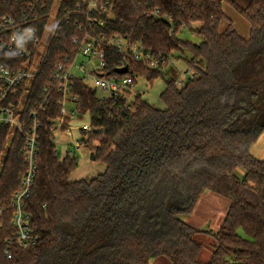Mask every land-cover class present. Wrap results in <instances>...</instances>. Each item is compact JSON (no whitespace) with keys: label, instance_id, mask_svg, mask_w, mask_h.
Wrapping results in <instances>:
<instances>
[{"label":"trees","instance_id":"16d2710c","mask_svg":"<svg viewBox=\"0 0 264 264\" xmlns=\"http://www.w3.org/2000/svg\"><path fill=\"white\" fill-rule=\"evenodd\" d=\"M82 1L73 0L71 8ZM95 3L99 13L93 17L104 25L72 16L29 92L20 90L2 105L23 106L25 127L33 115L40 126L38 175L25 206L40 240L30 248L16 241L12 199L27 171L24 138L1 130L0 264H150L160 257L171 264H202V245L195 240L201 231L183 218L207 192L230 202L221 229L207 232L216 240L207 264H264V160L251 153L264 134V0L246 6L235 0ZM224 5L248 23V37L231 23L221 29L229 21ZM27 7L0 0V24L9 15L20 18ZM38 25L44 31L45 23ZM184 30L201 42L182 40ZM87 35L101 45L118 37L141 42L160 59V68L151 69L103 48L107 76L124 77L126 65L129 74L151 84L163 79L166 108H153L140 94L131 99V93L100 102L97 90L73 81L78 119L88 118L92 126L91 132L81 131L82 147L106 166L92 180L73 182L79 160L70 151L60 161L53 142L63 99L54 76L66 55L75 58L73 41ZM174 61H183L191 73L182 88L178 69L170 67ZM23 64L15 52H0V66L16 70ZM238 170L245 171L243 179Z\"/></svg>","mask_w":264,"mask_h":264},{"label":"built area","instance_id":"2783aa9c","mask_svg":"<svg viewBox=\"0 0 264 264\" xmlns=\"http://www.w3.org/2000/svg\"><path fill=\"white\" fill-rule=\"evenodd\" d=\"M7 1L28 4L20 18L9 15L0 24V33L3 36L0 41V52H15L24 61L22 67L16 70H10L4 65L0 66V131L10 129L11 137L20 133L24 138L21 152L27 165V171L22 180L21 190L12 199L14 207L12 225L17 231L15 234L17 243L22 248H30L40 240L39 235L31 226V218L26 214L25 209L26 201L31 197L38 175L40 126L36 116L33 115L34 122L25 127L22 118L23 106H16L12 102L6 106L2 105L7 103L10 98L16 97L20 90H23L25 94L29 92L33 81L40 74L48 59L53 42L59 39L64 25L71 21L72 16H83L88 24L96 22L103 26L104 22L93 17L99 13L95 0H83L81 3H76L75 9L70 6L73 0H53L51 8H48L49 0H5V2ZM105 12L106 9L103 8L102 13ZM157 14L158 12L155 13L156 16ZM40 22L45 23L44 31H41L38 25ZM79 30L82 31L83 27H80ZM73 44L78 49L75 58L72 60L70 55H66L63 63L55 71L54 81L57 89L62 93L63 99L60 103L62 117L57 122L54 136L57 132L68 133L71 136L72 123L70 122L67 127V120L78 118L77 99L71 95L73 81H82L88 87L97 90L100 102L119 101L131 93L136 78L135 74H129L128 67L123 65L122 68L127 69L124 77L107 76V56L104 47H112L125 61L132 59L135 62L147 64L151 69H158L161 65V60L147 52L141 42H133L128 38L118 37L110 41L104 40L101 45L87 35L82 40L75 39ZM80 56L94 57L97 62L91 58L87 63L77 66L75 61ZM162 65L165 66L164 63ZM74 68L80 73L79 76L73 74ZM90 82L91 85H89ZM179 85H183L180 79L177 82L178 87ZM46 90H50V87ZM70 104L73 106L69 109ZM66 127L68 129L64 131ZM81 131L91 132L90 122L84 124ZM53 142L55 144V138ZM80 149H82L81 141L78 142L75 151L78 152ZM11 257L9 254L8 258Z\"/></svg>","mask_w":264,"mask_h":264},{"label":"rangeland","instance_id":"374dc122","mask_svg":"<svg viewBox=\"0 0 264 264\" xmlns=\"http://www.w3.org/2000/svg\"><path fill=\"white\" fill-rule=\"evenodd\" d=\"M238 4L242 6H246L250 0H235ZM224 12L227 15L229 21H225L222 28H225L229 25V23L233 24L234 28L241 34L247 35L249 34V25L248 23L239 15H237L228 5H224ZM196 28H199V25H195ZM179 37L182 40H188L192 43L199 44L201 39L193 33L184 30ZM93 61L97 62L94 57H91ZM91 58L80 56L76 59L75 64L80 66L84 63H87ZM176 67L179 71V79L180 82L184 85L189 77L191 76L190 71L188 70L187 65L183 62H171L170 67ZM171 69V68H169ZM73 74L75 76H79L80 73L76 68L73 70ZM136 85L131 90L130 98L133 99L136 95H142L143 99L150 104L153 108L164 110L166 107L164 103L161 101V94L164 92L166 88L165 81L160 79L153 84L148 81V78L145 77H136ZM91 85V82L89 83ZM183 85H179V88H182ZM73 105L70 104L69 109ZM72 127H71V136L68 133L61 134L57 132L55 134V145L57 147V153L60 161H62L70 151L72 154L79 160L78 169L72 174V181H81V180H92L96 178L98 175L103 174L106 170L104 164L91 161L89 149L83 148L76 152L75 147L78 145V142L81 141V127L88 123V118H73L72 119ZM90 152V153H89ZM252 155L259 159L264 160V134L262 138L256 143L255 147H253L251 151ZM94 154V153H93ZM237 175L243 179L245 177V171L238 170ZM214 194V193H210ZM224 202H227L228 207L230 206V202L223 197H221ZM216 204H212L214 206ZM210 206V207H211ZM228 210H225L221 204L211 207L209 209L201 208L196 211L192 217H184L183 220L189 225L193 226L196 229H199L201 232L195 236V240L202 245V252L199 257V262L202 264H207L211 261L215 246L216 240L211 234L207 232L217 233L226 218ZM225 215V216H224ZM193 218V219H191ZM243 234V232H241ZM150 264H171L170 261L165 257H160L156 259H152Z\"/></svg>","mask_w":264,"mask_h":264},{"label":"crops","instance_id":"0c3cea01","mask_svg":"<svg viewBox=\"0 0 264 264\" xmlns=\"http://www.w3.org/2000/svg\"><path fill=\"white\" fill-rule=\"evenodd\" d=\"M250 2V1H249ZM248 2V3H249ZM248 35L249 34H247L246 36L245 35H242L243 37H248ZM73 123V122H72ZM89 123V122H88ZM262 138V137H261ZM256 145V144H255ZM255 145L253 146V147H255ZM253 149V148H252ZM81 150V149H80ZM252 151V150H251ZM90 153V152H89ZM90 158H91V155H90ZM106 167V166H105ZM71 177H72V175H71ZM70 180L72 181V178H70ZM222 198H221V196H218V195H216V194H210V192H207V193H204L202 196H201V198H200V200H199V202H198V204H197V206H196V209H195V211H194V213L193 214H195L196 213V211L197 210H199V209H201V208H206V209H209V208H211V207H214V206H218V205H222L223 207H225V210H229V207H228V205H227V202H224L223 200H221ZM225 199V198H224ZM227 200V199H226ZM212 204H216V205H214V206H211ZM211 206V207H210ZM192 214V215H193ZM192 215L191 216H189V217H192ZM225 216V215H224ZM191 219H193V218H191ZM193 227V226H192Z\"/></svg>","mask_w":264,"mask_h":264},{"label":"water","instance_id":"95a60500","mask_svg":"<svg viewBox=\"0 0 264 264\" xmlns=\"http://www.w3.org/2000/svg\"><path fill=\"white\" fill-rule=\"evenodd\" d=\"M121 73H123V74L127 73V69L123 70ZM90 159H91V161H95L96 160L95 154L92 153Z\"/></svg>","mask_w":264,"mask_h":264}]
</instances>
